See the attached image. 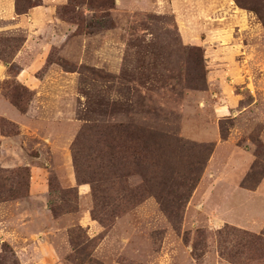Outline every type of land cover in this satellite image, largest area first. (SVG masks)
Here are the masks:
<instances>
[{
    "label": "rangeland",
    "instance_id": "374dc122",
    "mask_svg": "<svg viewBox=\"0 0 264 264\" xmlns=\"http://www.w3.org/2000/svg\"><path fill=\"white\" fill-rule=\"evenodd\" d=\"M150 1L67 0L33 85L10 64L24 36L0 34V96L21 115L0 116L1 210L56 229L64 264H264V226L221 223L202 183L216 133L253 153L243 187L264 174V0H217L207 19ZM44 243L19 245L31 259ZM16 247L0 264H21Z\"/></svg>",
    "mask_w": 264,
    "mask_h": 264
},
{
    "label": "crops",
    "instance_id": "0c3cea01",
    "mask_svg": "<svg viewBox=\"0 0 264 264\" xmlns=\"http://www.w3.org/2000/svg\"><path fill=\"white\" fill-rule=\"evenodd\" d=\"M66 1L0 0V34L6 35L19 32L24 36L22 46L10 62V64L14 63L20 67L15 77L18 81L25 84H34L33 80L35 78H32L31 73H35L42 67L43 60L47 57L49 50L61 36L62 28L60 25H62V22L58 20L57 10L65 5ZM115 1L117 4L122 2V0ZM150 2L153 5L166 2L167 7L172 9L171 13L176 17L187 15L185 14V8L191 5L195 8L192 12L194 17L207 19L215 13L211 3L213 4L217 0H151ZM231 60L232 62L235 61L233 58L223 59L218 64L213 62V66L217 68L232 67L231 71L223 72V74L228 75V73H234L233 68L235 66L230 64ZM8 65H4L0 60V82L9 77ZM239 97L237 94H234L231 98L224 97L225 107H222L223 105L219 107L218 103L214 102L215 105L212 107L213 118L229 116L227 113H230L231 109H235L234 104L240 102ZM13 109L12 106L6 105L0 96V116L14 120L20 119L21 115L15 109L16 112H14ZM219 111L225 114L219 115ZM244 111L240 113V116ZM217 136L218 139H214L213 152L208 158L203 171L202 183H205L206 186L204 190L214 192L217 206H222L219 214L224 213L220 217L221 223L237 226H264V174L255 189L251 190L243 187V180L255 160L253 153L245 147H240L237 140L235 141L232 138L222 140L220 133H216L215 137ZM0 138L9 139L10 137L1 136ZM30 193L31 196L35 195L31 190ZM3 205L4 203L0 204V246L3 243H11L13 246H17L15 255L21 264H64L59 259L56 249L52 250L50 245L52 242L51 235L57 233L56 229L50 228L32 235L30 232L26 233L25 226L29 222L17 218L16 222L11 223L1 210ZM19 217H22V215H19ZM33 237L37 243L40 242V245H42L45 242V245L40 246L37 252H32L37 254L30 259L27 258L29 254L19 244ZM19 247L21 248L20 251H18Z\"/></svg>",
    "mask_w": 264,
    "mask_h": 264
},
{
    "label": "trees",
    "instance_id": "16d2710c",
    "mask_svg": "<svg viewBox=\"0 0 264 264\" xmlns=\"http://www.w3.org/2000/svg\"><path fill=\"white\" fill-rule=\"evenodd\" d=\"M207 161H208V159L206 160V162H205V163H207ZM205 166H206V164H205Z\"/></svg>",
    "mask_w": 264,
    "mask_h": 264
}]
</instances>
